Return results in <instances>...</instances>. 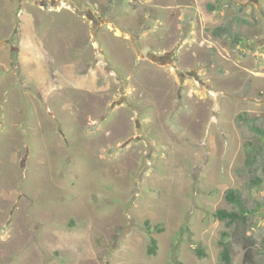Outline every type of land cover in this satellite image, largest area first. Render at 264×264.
Instances as JSON below:
<instances>
[{"label": "rangeland", "instance_id": "rangeland-1", "mask_svg": "<svg viewBox=\"0 0 264 264\" xmlns=\"http://www.w3.org/2000/svg\"><path fill=\"white\" fill-rule=\"evenodd\" d=\"M252 124L264 0H0V264H264Z\"/></svg>", "mask_w": 264, "mask_h": 264}, {"label": "trees", "instance_id": "trees-1", "mask_svg": "<svg viewBox=\"0 0 264 264\" xmlns=\"http://www.w3.org/2000/svg\"><path fill=\"white\" fill-rule=\"evenodd\" d=\"M247 122V120H244ZM250 129L255 134V139L253 141H248L245 144L246 149V158L245 166L248 170L254 172H259L261 176H256L253 180L255 185H262L264 183V127L257 126L252 124ZM227 201L236 207L234 211L227 210H218L215 213V217L221 221L226 222L228 225L234 224H245L246 212L245 202L239 194L234 190H229L226 193ZM148 232H151L150 227L148 226ZM221 245V259L220 264H232V253L230 245L226 242H220ZM201 255H204V252L200 249H197ZM147 253L149 256L156 255L157 253V239L154 237L150 238V244L148 246Z\"/></svg>", "mask_w": 264, "mask_h": 264}, {"label": "water", "instance_id": "water-1", "mask_svg": "<svg viewBox=\"0 0 264 264\" xmlns=\"http://www.w3.org/2000/svg\"><path fill=\"white\" fill-rule=\"evenodd\" d=\"M151 61H152V62H155V63H157V64H159V63L163 62L164 59L161 58V57H159V56H155V55H153V56L151 57Z\"/></svg>", "mask_w": 264, "mask_h": 264}]
</instances>
